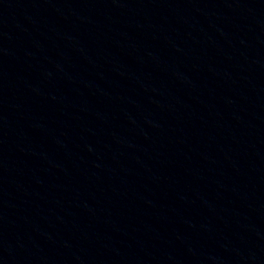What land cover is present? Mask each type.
I'll return each mask as SVG.
<instances>
[{
  "label": "water",
  "instance_id": "1",
  "mask_svg": "<svg viewBox=\"0 0 264 264\" xmlns=\"http://www.w3.org/2000/svg\"><path fill=\"white\" fill-rule=\"evenodd\" d=\"M0 264H264V0H0Z\"/></svg>",
  "mask_w": 264,
  "mask_h": 264
}]
</instances>
